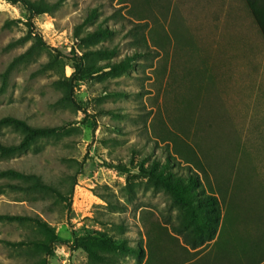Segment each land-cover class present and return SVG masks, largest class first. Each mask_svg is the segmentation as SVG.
<instances>
[{
    "label": "rangeland",
    "instance_id": "rangeland-1",
    "mask_svg": "<svg viewBox=\"0 0 264 264\" xmlns=\"http://www.w3.org/2000/svg\"><path fill=\"white\" fill-rule=\"evenodd\" d=\"M211 2L66 0L53 15L31 17L21 4L0 0V89L9 64L31 44L7 49L28 33L26 22L46 44L9 73L0 120L12 116L59 128L23 153L0 157V171L37 174L66 196L19 191L9 185L24 186L21 180L0 178V215H39L55 227L61 242L48 264H89L75 241L98 232L142 248L141 257L119 253V264H148L150 237L160 254L151 264H223L213 242L198 249L185 244L174 231L177 210L170 196L147 180L150 163L168 155L186 173L175 145L196 151L207 192L233 201L241 242L264 239V39L241 0V17L232 11L225 18L208 16ZM95 8L98 16L83 32L101 24L115 31L97 48L116 47L112 62L140 57L128 73L77 79L72 101L62 103L64 90L56 82L64 73L70 78L88 50L79 47L74 29ZM55 59L58 66L40 72ZM20 140V133L0 125V143ZM32 237L31 223H0V264L43 262L44 253L13 245Z\"/></svg>",
    "mask_w": 264,
    "mask_h": 264
},
{
    "label": "trees",
    "instance_id": "trees-1",
    "mask_svg": "<svg viewBox=\"0 0 264 264\" xmlns=\"http://www.w3.org/2000/svg\"><path fill=\"white\" fill-rule=\"evenodd\" d=\"M5 1L12 4H21L30 13L31 17L53 15L66 2V0H55L54 2L49 0ZM244 1L264 39V0ZM97 16L98 10L96 8L92 9L84 22L74 29V37L78 41L79 47L81 49L87 48L88 50L83 52L82 57L79 58L80 62L73 65V75L67 78L64 73V78L56 82V86L64 90V96L61 99L62 103L72 101L73 84L77 79L85 80L100 72H107V74L114 76L128 73L134 67L133 62L140 57V54L135 53L131 56H126L120 61L112 62L111 60L118 54L116 47L97 48L102 41L110 39L115 33L113 29L103 24L98 25L93 31L83 32L87 26L93 23ZM6 25H9V23ZM26 25L29 29L28 33L24 37L8 44L7 49L28 42H31V44L24 53L15 57L9 64L3 74V87L0 92L4 90L11 70L18 64L28 62L35 55H39L42 48L46 46L41 37L33 34L34 25L31 22H26ZM91 47L96 48L93 49ZM101 60H104V66L97 65V62ZM57 63V59L52 60V62L43 65L40 72L53 69V67L58 66ZM118 95L123 96L124 94L120 93ZM0 125L21 134V140L18 144L5 145L0 143V157L2 158L23 153L38 140L54 136L59 131V128L55 127H34L25 120L12 116L2 118ZM172 141L176 143L178 138L172 139ZM175 149L181 155L183 162L187 164L184 168L187 170L186 173L181 172V165L178 166L176 160L169 155L164 161L154 159L145 172L151 187L168 194L172 206L177 210V227L174 231L182 236L185 244L192 249H198L213 242L211 250L216 251L217 260L221 259L223 264H264V239L262 238L258 243L251 244L247 237L249 244L245 243L244 239L241 242L239 229L234 230L233 228L234 223H237L236 206L233 201H229L228 204L225 201L223 203L219 196L205 190V186L200 181L197 171H203L206 174V170L199 161L196 151L189 145H186L184 151L179 150L176 145ZM122 170H126V167H122ZM0 178L21 180L26 186L22 184L9 185L10 188L19 191L44 194L49 192L51 195H59L63 199L66 197L62 196L56 186L48 185L37 174H26L15 169H7L0 171ZM221 189L226 193L228 186ZM3 222L31 223L33 226V237L27 242L21 241L13 245L20 247L29 245L32 247L33 254L44 253L43 262H38L37 264H48V257L54 253V246L61 242L55 227H52L39 215L31 217L3 214L0 215V223ZM121 228L120 226L119 229ZM92 241H95L96 244H93ZM152 244L155 245L153 246ZM147 245L149 251L148 264H151L157 256L160 257V254L157 249V242L152 240V237L147 241ZM75 247L83 250L88 255L89 264H119L116 258L119 253L135 257L143 255L141 247H131L123 241L115 242L107 234L99 232L94 237L78 238L75 241Z\"/></svg>",
    "mask_w": 264,
    "mask_h": 264
},
{
    "label": "crops",
    "instance_id": "crops-1",
    "mask_svg": "<svg viewBox=\"0 0 264 264\" xmlns=\"http://www.w3.org/2000/svg\"><path fill=\"white\" fill-rule=\"evenodd\" d=\"M236 1L237 0H212V2L210 3L211 7L210 8L206 7V9L208 11H211V12L208 13V11H207L206 15H208V16H218V17L225 18V17H227L226 12L232 11L234 13L238 12V14L236 16H238V17L240 16L241 17L244 14V12H243L244 9L241 7V5L237 4ZM241 1L245 5L246 9H248L247 6H246L245 1L244 0H241ZM185 2H187V1H185ZM192 7H190V8H192Z\"/></svg>",
    "mask_w": 264,
    "mask_h": 264
}]
</instances>
